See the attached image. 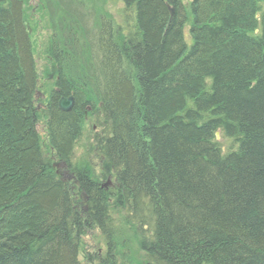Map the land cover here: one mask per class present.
Returning <instances> with one entry per match:
<instances>
[{"label": "trees", "instance_id": "obj_1", "mask_svg": "<svg viewBox=\"0 0 264 264\" xmlns=\"http://www.w3.org/2000/svg\"><path fill=\"white\" fill-rule=\"evenodd\" d=\"M119 1L49 38L38 109L23 0H0V264H264V0Z\"/></svg>", "mask_w": 264, "mask_h": 264}, {"label": "rangeland", "instance_id": "obj_2", "mask_svg": "<svg viewBox=\"0 0 264 264\" xmlns=\"http://www.w3.org/2000/svg\"><path fill=\"white\" fill-rule=\"evenodd\" d=\"M23 3L24 16L30 29L34 59L37 71L39 72L38 88L34 95V101L37 107L43 108V102L47 95L46 92L52 87L53 82V77L50 75L51 73L49 74L50 64L48 56H46L44 51L49 38L59 31L64 35L71 34L70 31H72V26L75 23H71L73 15L82 17V19H87L86 15H89V20H86V26H84L85 28L91 27L93 21L98 18L100 13H107L114 19H118L121 3L119 0H23ZM80 24H82V20ZM83 30L85 29L83 28ZM82 50L84 51L85 49ZM86 52L80 57V60H87L88 54ZM91 123V117L86 116L82 127V134L75 147L77 159L82 157L84 147L93 143L94 132L97 128L94 124L91 126ZM42 126V123L38 126L40 132L43 129ZM218 139H220V136ZM57 168L62 173L66 171L62 166H58ZM83 241V248L86 250H92L91 247L100 246L98 236L94 235L92 231L87 233ZM80 258H83L82 253Z\"/></svg>", "mask_w": 264, "mask_h": 264}, {"label": "water", "instance_id": "obj_3", "mask_svg": "<svg viewBox=\"0 0 264 264\" xmlns=\"http://www.w3.org/2000/svg\"><path fill=\"white\" fill-rule=\"evenodd\" d=\"M169 7V21L171 20V16L173 15V8L168 6ZM73 103H74V99L72 96H69V97H61L59 100H58V108L63 111V112H67V111H70V109L72 108L73 106ZM216 137L217 139L219 138V133H216ZM53 166L57 167V166H65V163H55ZM71 176V175H70ZM82 196L84 198H86L85 194H82ZM148 264V263H147Z\"/></svg>", "mask_w": 264, "mask_h": 264}, {"label": "bare ground", "instance_id": "obj_4", "mask_svg": "<svg viewBox=\"0 0 264 264\" xmlns=\"http://www.w3.org/2000/svg\"><path fill=\"white\" fill-rule=\"evenodd\" d=\"M168 7V6H167ZM168 11H169V7H168ZM87 110L90 109L89 106H87L86 108ZM58 167V166H57ZM56 167V170H57V173H61L62 174V178L63 179H68V180H71L72 179V176L68 175V174H64V173H67L66 171H64V173H62L58 168ZM83 193H81L82 195ZM81 211H84L86 212L87 211V205L82 203L81 202Z\"/></svg>", "mask_w": 264, "mask_h": 264}, {"label": "flooded vegetation", "instance_id": "obj_5", "mask_svg": "<svg viewBox=\"0 0 264 264\" xmlns=\"http://www.w3.org/2000/svg\"><path fill=\"white\" fill-rule=\"evenodd\" d=\"M38 108H40V106H38Z\"/></svg>", "mask_w": 264, "mask_h": 264}]
</instances>
